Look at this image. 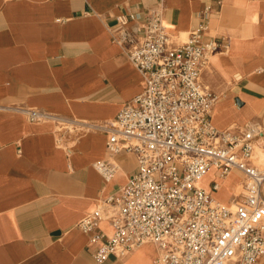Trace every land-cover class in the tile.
I'll return each instance as SVG.
<instances>
[{
    "label": "crops",
    "instance_id": "obj_1",
    "mask_svg": "<svg viewBox=\"0 0 264 264\" xmlns=\"http://www.w3.org/2000/svg\"><path fill=\"white\" fill-rule=\"evenodd\" d=\"M158 8L173 46L202 25L229 44L202 75L218 97L214 126L264 129V0H0V264H97L96 246L77 224L118 195L137 168L136 156L123 152L115 177L102 179L94 164L108 157L109 136L97 126L143 91L110 32L118 16L143 20ZM25 110L48 117L31 122ZM242 178L232 172L215 198L231 204ZM214 179L210 172L201 185ZM97 231L110 235V220ZM157 258L147 243L104 264Z\"/></svg>",
    "mask_w": 264,
    "mask_h": 264
},
{
    "label": "built area",
    "instance_id": "obj_2",
    "mask_svg": "<svg viewBox=\"0 0 264 264\" xmlns=\"http://www.w3.org/2000/svg\"><path fill=\"white\" fill-rule=\"evenodd\" d=\"M111 38L138 70L143 91L111 122L108 157L94 167L105 182L119 170L116 157L136 156L137 168L118 195L106 198L77 227L96 246L104 264L144 244L158 250L155 264H256L264 257V129L255 122L242 129L219 130L213 124L218 97L202 83L217 54L229 49L207 25L173 46L162 8L120 15ZM28 120L48 114L25 110ZM242 175V190L231 204L214 193L232 172ZM209 172V187L199 181ZM110 220L112 233L97 231Z\"/></svg>",
    "mask_w": 264,
    "mask_h": 264
},
{
    "label": "bare ground",
    "instance_id": "obj_3",
    "mask_svg": "<svg viewBox=\"0 0 264 264\" xmlns=\"http://www.w3.org/2000/svg\"><path fill=\"white\" fill-rule=\"evenodd\" d=\"M209 174H210V172L205 176V177H203L200 181H199V185H201V184H203V182H204V180H206V178L209 176ZM225 189V188H224ZM222 190V189H221ZM226 190V189H225ZM223 192H224V190H223ZM219 194L221 195V192H219ZM219 194H217V196L219 195ZM228 201V200H227Z\"/></svg>",
    "mask_w": 264,
    "mask_h": 264
},
{
    "label": "rangeland",
    "instance_id": "obj_4",
    "mask_svg": "<svg viewBox=\"0 0 264 264\" xmlns=\"http://www.w3.org/2000/svg\"><path fill=\"white\" fill-rule=\"evenodd\" d=\"M260 157H261L262 160H264V156H263L262 154H260ZM234 179H235V177L233 176V177H232V181H234ZM208 184L210 185V181H209ZM224 185H225V184H224ZM224 185H223V190H224V188H225ZM219 197L221 198L222 196H218V199H220Z\"/></svg>",
    "mask_w": 264,
    "mask_h": 264
}]
</instances>
